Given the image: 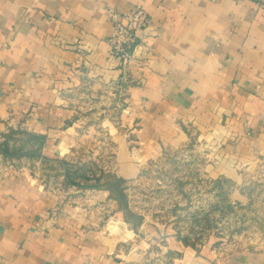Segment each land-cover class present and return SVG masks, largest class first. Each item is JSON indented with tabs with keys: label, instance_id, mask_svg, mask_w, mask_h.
<instances>
[{
	"label": "crops",
	"instance_id": "crops-1",
	"mask_svg": "<svg viewBox=\"0 0 264 264\" xmlns=\"http://www.w3.org/2000/svg\"><path fill=\"white\" fill-rule=\"evenodd\" d=\"M136 6L152 22L126 64L107 42L109 14ZM88 78L124 90L143 157L191 125L216 144L226 177L264 168V8L253 0H0V132L18 116L45 156L66 157L89 137L76 117ZM116 166L138 172L127 158ZM122 214L113 209L112 230L25 171H0V264H128Z\"/></svg>",
	"mask_w": 264,
	"mask_h": 264
},
{
	"label": "rangeland",
	"instance_id": "rangeland-1",
	"mask_svg": "<svg viewBox=\"0 0 264 264\" xmlns=\"http://www.w3.org/2000/svg\"><path fill=\"white\" fill-rule=\"evenodd\" d=\"M78 85L76 117L88 140L51 160L43 141L13 117L0 132V171H25L68 206L96 209L116 231L110 216L118 206L120 254L128 264L264 263L263 167L226 177L216 144L191 125L143 157L132 141L136 127L127 124L124 90L90 78ZM119 158L133 162L136 175H119Z\"/></svg>",
	"mask_w": 264,
	"mask_h": 264
},
{
	"label": "built area",
	"instance_id": "built-area-1",
	"mask_svg": "<svg viewBox=\"0 0 264 264\" xmlns=\"http://www.w3.org/2000/svg\"><path fill=\"white\" fill-rule=\"evenodd\" d=\"M259 7L264 8V0H253ZM112 22L111 32L107 37L112 56L122 60L124 63L131 61L130 50L135 43L136 33L151 25V16L141 6H136L129 11L109 14Z\"/></svg>",
	"mask_w": 264,
	"mask_h": 264
},
{
	"label": "trees",
	"instance_id": "trees-1",
	"mask_svg": "<svg viewBox=\"0 0 264 264\" xmlns=\"http://www.w3.org/2000/svg\"><path fill=\"white\" fill-rule=\"evenodd\" d=\"M42 141V140H41Z\"/></svg>",
	"mask_w": 264,
	"mask_h": 264
}]
</instances>
